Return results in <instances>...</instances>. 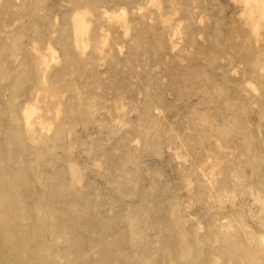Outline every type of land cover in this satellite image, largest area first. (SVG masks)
Listing matches in <instances>:
<instances>
[{"label":"rangeland","instance_id":"374dc122","mask_svg":"<svg viewBox=\"0 0 264 264\" xmlns=\"http://www.w3.org/2000/svg\"><path fill=\"white\" fill-rule=\"evenodd\" d=\"M0 264H264V0H0Z\"/></svg>","mask_w":264,"mask_h":264}]
</instances>
